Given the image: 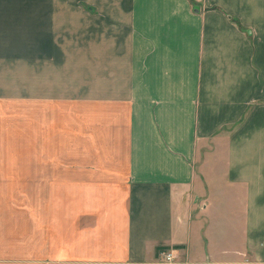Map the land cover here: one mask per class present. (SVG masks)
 Instances as JSON below:
<instances>
[{
	"label": "crops",
	"instance_id": "obj_1",
	"mask_svg": "<svg viewBox=\"0 0 264 264\" xmlns=\"http://www.w3.org/2000/svg\"><path fill=\"white\" fill-rule=\"evenodd\" d=\"M0 264H264V0H0Z\"/></svg>",
	"mask_w": 264,
	"mask_h": 264
},
{
	"label": "built area",
	"instance_id": "obj_2",
	"mask_svg": "<svg viewBox=\"0 0 264 264\" xmlns=\"http://www.w3.org/2000/svg\"><path fill=\"white\" fill-rule=\"evenodd\" d=\"M161 256L163 257V261L165 263H173L175 260V257L172 251H164L161 253Z\"/></svg>",
	"mask_w": 264,
	"mask_h": 264
},
{
	"label": "rangeland",
	"instance_id": "obj_3",
	"mask_svg": "<svg viewBox=\"0 0 264 264\" xmlns=\"http://www.w3.org/2000/svg\"><path fill=\"white\" fill-rule=\"evenodd\" d=\"M21 152V156L23 157H27V151H24V150H21L20 151ZM75 152H76V150L74 149V150H70V157L71 156H75ZM24 184H27V183H23V185ZM24 188H26V186L24 187Z\"/></svg>",
	"mask_w": 264,
	"mask_h": 264
}]
</instances>
